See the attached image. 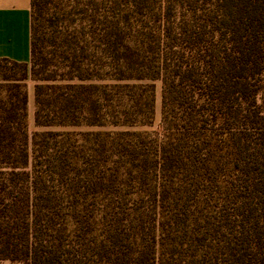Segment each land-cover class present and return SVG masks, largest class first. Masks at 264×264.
Wrapping results in <instances>:
<instances>
[{
  "label": "trees",
  "instance_id": "1",
  "mask_svg": "<svg viewBox=\"0 0 264 264\" xmlns=\"http://www.w3.org/2000/svg\"><path fill=\"white\" fill-rule=\"evenodd\" d=\"M0 61V259L264 264V0H31Z\"/></svg>",
  "mask_w": 264,
  "mask_h": 264
},
{
  "label": "crops",
  "instance_id": "2",
  "mask_svg": "<svg viewBox=\"0 0 264 264\" xmlns=\"http://www.w3.org/2000/svg\"><path fill=\"white\" fill-rule=\"evenodd\" d=\"M30 1L0 0V59L30 60ZM32 94L28 85L27 98Z\"/></svg>",
  "mask_w": 264,
  "mask_h": 264
},
{
  "label": "rangeland",
  "instance_id": "3",
  "mask_svg": "<svg viewBox=\"0 0 264 264\" xmlns=\"http://www.w3.org/2000/svg\"><path fill=\"white\" fill-rule=\"evenodd\" d=\"M9 73L10 74V63L0 61V95L6 94L5 88L6 85L9 83L2 80L3 74ZM25 90L27 92L28 85H31L34 88V81L28 78L25 81ZM160 107H161V82L156 80L154 82V119L153 125L151 127H147L148 129H157L159 127L160 122ZM26 131L29 137V141L31 140L32 134L35 131L48 129L47 127H38L34 123V96L32 94L31 98H27V105H26ZM54 129H58L57 127ZM60 129V128H59ZM79 129V128H75ZM80 129H86V127H81ZM96 129V128H90ZM0 264H25L21 261H13L9 259H0Z\"/></svg>",
  "mask_w": 264,
  "mask_h": 264
}]
</instances>
